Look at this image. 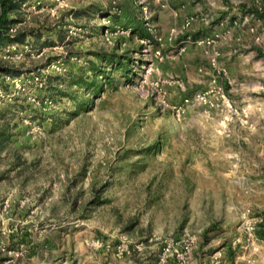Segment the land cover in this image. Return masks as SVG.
I'll return each mask as SVG.
<instances>
[{"label": "rangeland", "instance_id": "374dc122", "mask_svg": "<svg viewBox=\"0 0 264 264\" xmlns=\"http://www.w3.org/2000/svg\"><path fill=\"white\" fill-rule=\"evenodd\" d=\"M8 17L0 264L243 262V212L264 209V0H24Z\"/></svg>", "mask_w": 264, "mask_h": 264}, {"label": "built area", "instance_id": "2783aa9c", "mask_svg": "<svg viewBox=\"0 0 264 264\" xmlns=\"http://www.w3.org/2000/svg\"><path fill=\"white\" fill-rule=\"evenodd\" d=\"M190 23V21L187 22L188 25ZM216 37H220V35L217 34ZM214 42L215 38H204L199 40L198 44L211 45ZM243 218V229L247 241V253L245 256V262L247 264H252L254 262L255 256L261 251L262 245H264V241H262L258 236L259 225L264 222V209L256 214L250 208H247L243 212ZM186 250L189 249L186 248ZM169 251H171L170 246L164 248L163 256L161 257L162 262H164L165 259L169 256Z\"/></svg>", "mask_w": 264, "mask_h": 264}, {"label": "trees", "instance_id": "16d2710c", "mask_svg": "<svg viewBox=\"0 0 264 264\" xmlns=\"http://www.w3.org/2000/svg\"><path fill=\"white\" fill-rule=\"evenodd\" d=\"M23 1L24 0H0V40L4 35H9V24L12 22L8 17L9 11L14 10L17 4ZM20 37L18 39L22 41L24 34H21Z\"/></svg>", "mask_w": 264, "mask_h": 264}, {"label": "crops", "instance_id": "0c3cea01", "mask_svg": "<svg viewBox=\"0 0 264 264\" xmlns=\"http://www.w3.org/2000/svg\"><path fill=\"white\" fill-rule=\"evenodd\" d=\"M258 236L262 241H264V224H263V227L261 228V232ZM245 256H246L245 253L243 254V256H239L243 259L242 260L243 262L240 263L238 260H236L234 264H246L244 261ZM194 264H206V259H203V260L202 259H196ZM229 264H233V261L231 260ZM252 264H264V245H262L261 251L258 253L255 261Z\"/></svg>", "mask_w": 264, "mask_h": 264}]
</instances>
